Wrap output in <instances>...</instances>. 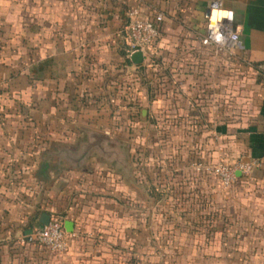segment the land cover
Returning a JSON list of instances; mask_svg holds the SVG:
<instances>
[{"label": "crops", "instance_id": "obj_1", "mask_svg": "<svg viewBox=\"0 0 264 264\" xmlns=\"http://www.w3.org/2000/svg\"><path fill=\"white\" fill-rule=\"evenodd\" d=\"M134 7L151 20L163 16L154 47L165 54L163 62L171 59L170 83L179 94L174 108L181 111L179 99L186 96L187 107H196L203 115L205 104H209L205 98H215L219 90L205 88L201 37L212 10L235 12L243 47L233 56L239 79L233 93L245 111L226 125L220 124L223 131L216 130L235 137L236 162L254 166L250 173L238 172L228 187L221 181L209 183L212 194H205V220L209 221L205 226V264H264V72L251 66L264 62V0H0V264L33 263L32 251L39 248L24 242V237L43 225L39 219L44 212L64 220L75 218L74 203L58 208L52 204L54 208L50 200L52 188L61 195L72 184V169L54 178L50 152L34 147L32 113L17 115L18 93H26L27 79L32 82L37 72L33 62H40L41 80L47 87L51 73H62V69L55 72L54 66L68 59L70 63L65 65L69 68L63 75L66 80L72 75L83 77L81 90L86 99L102 92L109 76L121 71L129 74L130 67L138 70L134 64L123 66L129 49L128 12ZM18 44H25V58L31 61V67L26 61L19 71L11 64L18 58ZM153 48L144 66L150 67ZM156 59L161 56L157 54ZM21 76L26 79L25 90L17 85ZM58 91L65 90L59 85ZM133 101V106L153 102L144 89ZM93 132L86 133L90 141ZM43 139L42 133L41 145ZM87 156L88 152L81 153V159Z\"/></svg>", "mask_w": 264, "mask_h": 264}, {"label": "rangeland", "instance_id": "obj_2", "mask_svg": "<svg viewBox=\"0 0 264 264\" xmlns=\"http://www.w3.org/2000/svg\"><path fill=\"white\" fill-rule=\"evenodd\" d=\"M15 47L19 54L11 64L19 71L27 61L25 44ZM153 52L150 67H130L135 75L119 76L118 86L105 83L107 93H92L88 99L81 90L83 77H63L68 59L54 66L62 73H51L48 87L41 80L40 62H33L37 72L32 82L27 79L26 93H18L17 115L32 113L34 147L50 152L54 178L72 169V184L61 195L52 188L50 200L56 208L75 204L76 229L67 249L33 250L29 264H205V194H212L209 183L221 181L213 167L234 164L237 153L235 137L220 135L216 128L245 111L233 93L238 64L227 52L205 48V88L219 93L205 98L209 104L203 115L187 107L186 96L179 99L182 110L174 108L171 59L164 63L165 54L155 47ZM25 82L19 77L18 87L25 90ZM143 89L149 99L157 96L155 104L131 105V98ZM143 108L148 109L146 118ZM91 130L90 141L86 133ZM104 130L109 134H102ZM84 152L88 156L81 159Z\"/></svg>", "mask_w": 264, "mask_h": 264}, {"label": "built area", "instance_id": "obj_3", "mask_svg": "<svg viewBox=\"0 0 264 264\" xmlns=\"http://www.w3.org/2000/svg\"><path fill=\"white\" fill-rule=\"evenodd\" d=\"M213 11L209 16L205 33L201 37L203 47L216 49V51L227 52L234 56L237 50L242 48L241 35L235 26V12L232 9L225 11L216 10L218 14L213 22ZM130 18L127 25L126 36L128 38V56L135 51H143L145 61L150 56V52L160 34L159 23L163 16L159 14L154 20L144 17L139 7L129 10ZM213 22V23H212ZM257 71L264 72V62L251 65ZM252 163L235 162L234 164L221 163L213 167L215 173L220 177L222 184L230 186L236 179L238 172L250 173L253 169ZM64 219L52 216L48 225L34 227L32 232L24 237L27 244H38L49 248L52 251L62 252L67 249L72 233H69L64 225Z\"/></svg>", "mask_w": 264, "mask_h": 264}, {"label": "trees", "instance_id": "obj_4", "mask_svg": "<svg viewBox=\"0 0 264 264\" xmlns=\"http://www.w3.org/2000/svg\"><path fill=\"white\" fill-rule=\"evenodd\" d=\"M206 48V47H205ZM124 65V68L126 67V66H133V62L131 61V59L129 58V56L128 55H126L125 56V60H124V63H123ZM141 68H146V66H144V65H140V66H138L137 67V69L139 70V69H141ZM124 72V71H123ZM122 71L121 72H117V74L116 75H114V76H109L106 80H105V82L108 84V82L110 81L113 85H116V86H118V83L119 82H117V79H118V77L119 76H121L122 74L124 75V76H127V77H129V76H131L130 74H132V75H135V74H133V73H129V74H126L125 72L123 73ZM136 78L135 79H139V75L137 74L136 76H135ZM161 79L162 78H160V81H161ZM129 82V81H128ZM160 84H162V83H160ZM169 84H170V81H169ZM126 85V84H125ZM124 85V86H125ZM128 85H129V83H128ZM105 86V85H104ZM170 90H172L173 92H174V98L173 99H178V97H179V94H177V91H175V87H173V85H171L170 86V88H169ZM102 92H104V93H107L106 91H105V88L103 87V90H102ZM102 96H105L104 94L102 95ZM156 95H154L152 98H151V100H153V102L152 103H154V100L156 99V101H157V99L158 98H154ZM137 96H134L133 98H131V100H130V102H131V105H133V103H134V101H133V99L134 98H136ZM157 97V96H156ZM97 99H100V97H98ZM132 101H133V103H132ZM96 104H98V102L96 103ZM155 104V103H154ZM112 105V104H111ZM112 106H114V105H112ZM139 106H144V105H142V104H139L137 107H139ZM98 108H99V106H98ZM219 130H221V131H223L222 130V128L221 127H217ZM53 216H56V217H60V216H58V215H53ZM76 224V223H75ZM75 228H76V226H75ZM31 246H34V247H38V248H40V249H42V248H45L44 250L45 251H47L46 250V247L45 246H42V245H38V244H30Z\"/></svg>", "mask_w": 264, "mask_h": 264}, {"label": "water", "instance_id": "obj_5", "mask_svg": "<svg viewBox=\"0 0 264 264\" xmlns=\"http://www.w3.org/2000/svg\"><path fill=\"white\" fill-rule=\"evenodd\" d=\"M131 61L133 62L134 65H143L145 63V56H144V53L143 51L139 50V51H135L134 53L131 54V57H130ZM148 113V109L146 108H143L142 109V114H143V117L146 118V115ZM52 218V215L48 212H44L42 215H41V218L39 219V222L43 225H48L50 220ZM64 225H65V228L66 230L69 232V233H73L74 232V229H75V223L73 220H70V219H67L64 221ZM30 232H32V230H30Z\"/></svg>", "mask_w": 264, "mask_h": 264}, {"label": "bare ground", "instance_id": "obj_6", "mask_svg": "<svg viewBox=\"0 0 264 264\" xmlns=\"http://www.w3.org/2000/svg\"><path fill=\"white\" fill-rule=\"evenodd\" d=\"M218 14L221 15L222 13L217 12V11H215V10L213 11V16H212L213 22H215V20L217 19ZM213 22H212V23H213Z\"/></svg>", "mask_w": 264, "mask_h": 264}]
</instances>
